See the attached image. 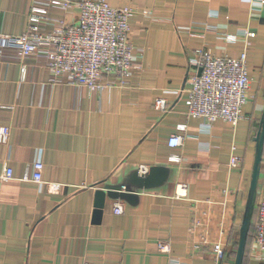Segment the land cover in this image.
<instances>
[{
    "label": "crops",
    "instance_id": "obj_1",
    "mask_svg": "<svg viewBox=\"0 0 264 264\" xmlns=\"http://www.w3.org/2000/svg\"><path fill=\"white\" fill-rule=\"evenodd\" d=\"M107 2L136 11L129 18L132 67L125 84L104 75L105 86L90 91L51 82L42 56L21 61L5 41L27 29L33 5L67 23L78 8L0 0V125L10 129L0 143V264H217L208 248L192 249L202 232L221 240L226 254L218 264H234L264 113V3ZM201 46L232 58L245 53L249 87L234 127L187 116L190 60ZM157 98L167 101L166 111L154 108ZM172 134L182 135L180 147L168 146ZM170 153L183 160L170 161ZM232 155L240 158L236 166H229ZM38 162L42 179L35 181ZM141 165L158 169L148 187L132 180ZM6 167L12 176L4 180ZM180 183L184 195L176 196ZM105 185H125L136 198L106 196L95 216V191ZM263 186L264 142L242 264H264L253 240ZM117 200L120 214L113 212ZM194 220L201 222L196 229ZM159 241L169 243V253L158 250Z\"/></svg>",
    "mask_w": 264,
    "mask_h": 264
},
{
    "label": "built area",
    "instance_id": "obj_2",
    "mask_svg": "<svg viewBox=\"0 0 264 264\" xmlns=\"http://www.w3.org/2000/svg\"><path fill=\"white\" fill-rule=\"evenodd\" d=\"M262 5L264 0H253ZM50 9L66 10L76 6L79 15L76 21L67 23L61 18L50 16L45 7L33 5L28 15L27 29L18 36L5 38L6 45L17 49L21 61L30 57H43L49 71V80L53 83L65 82L69 85L86 86L90 91L101 90L105 84L104 75H114L125 84L132 67V46L128 41L130 31L129 18L136 11L130 7L115 8L107 0H47ZM246 35L252 34L246 32ZM235 40L236 35L226 36ZM195 56L190 60L194 70L188 76L189 88L188 117L201 118L208 124L222 119L231 126H236L242 116V106L247 97L249 87L248 68L245 53L238 58L226 55L212 54L206 47L194 50ZM25 65H22L24 76ZM154 108L166 111L168 103L164 98H157ZM185 125L178 126L185 130ZM10 129L0 125V143H6ZM183 137L172 134L168 139L171 148L180 147ZM170 161L181 162L182 156L170 153ZM240 158L232 155L229 166H236ZM42 163L34 164L33 180L42 179ZM138 170L146 173L148 167L139 166ZM12 170L4 168L1 178H11ZM26 177V176H25ZM184 184L176 187V196L184 195ZM254 246L264 253V186L256 203ZM123 203L119 200L113 203V212L120 214ZM201 225L194 220V228ZM160 252L169 253L167 241H159ZM208 248L213 260L218 264L225 257V248L221 240L210 239L206 232L196 235L192 242L193 250Z\"/></svg>",
    "mask_w": 264,
    "mask_h": 264
},
{
    "label": "water",
    "instance_id": "obj_3",
    "mask_svg": "<svg viewBox=\"0 0 264 264\" xmlns=\"http://www.w3.org/2000/svg\"><path fill=\"white\" fill-rule=\"evenodd\" d=\"M255 141H256L255 159H254V164H253L252 173H251V179H250V185H249L246 205L244 208L240 230H239V239H238L234 264H242L245 245L247 241V235H248L249 226H250L251 213L254 208V197H255V192L257 188V180H258V175H259V164L261 161V152H262V147H263V142H264V113L260 120V130L258 131L255 137ZM156 170L158 169L152 167L149 170H147L148 174L142 173V175H140L137 170L133 174L132 180L135 183V185H137L140 188L148 187L151 183L153 174ZM106 196H108L109 198L122 199V200L129 201V202H131L132 200L136 198L134 191L131 190L130 188H127L125 185L123 186L105 185L102 187H97L95 191V207H96L95 216L96 215L99 216L101 214Z\"/></svg>",
    "mask_w": 264,
    "mask_h": 264
}]
</instances>
